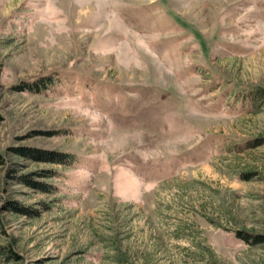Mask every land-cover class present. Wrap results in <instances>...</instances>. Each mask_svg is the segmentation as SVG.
Returning a JSON list of instances; mask_svg holds the SVG:
<instances>
[{
  "label": "rangeland",
  "instance_id": "rangeland-1",
  "mask_svg": "<svg viewBox=\"0 0 264 264\" xmlns=\"http://www.w3.org/2000/svg\"><path fill=\"white\" fill-rule=\"evenodd\" d=\"M259 89L264 0H0V264H264Z\"/></svg>",
  "mask_w": 264,
  "mask_h": 264
},
{
  "label": "trees",
  "instance_id": "trees-1",
  "mask_svg": "<svg viewBox=\"0 0 264 264\" xmlns=\"http://www.w3.org/2000/svg\"><path fill=\"white\" fill-rule=\"evenodd\" d=\"M53 82L51 77H41L40 79L32 82L31 84L26 83L22 89H32V90H39L44 89L48 84ZM263 92V93H262ZM258 96H264V90L259 89L257 92ZM22 154L23 151H21ZM26 155H30L32 158L38 161H46L50 163H59V164H66L72 163L74 161V156L72 154L59 152V151H44L39 149H32V153ZM49 176V174L47 175ZM239 238L246 241V237L241 233H239Z\"/></svg>",
  "mask_w": 264,
  "mask_h": 264
}]
</instances>
